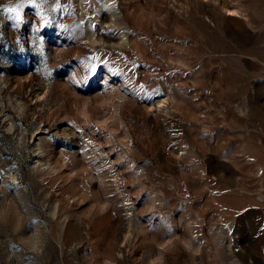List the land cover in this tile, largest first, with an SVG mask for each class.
I'll return each mask as SVG.
<instances>
[{
  "label": "rangeland",
  "instance_id": "1",
  "mask_svg": "<svg viewBox=\"0 0 264 264\" xmlns=\"http://www.w3.org/2000/svg\"><path fill=\"white\" fill-rule=\"evenodd\" d=\"M0 264H264V0H0Z\"/></svg>",
  "mask_w": 264,
  "mask_h": 264
}]
</instances>
